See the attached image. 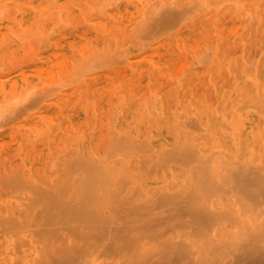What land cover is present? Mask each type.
<instances>
[{
	"label": "bare ground",
	"instance_id": "obj_1",
	"mask_svg": "<svg viewBox=\"0 0 264 264\" xmlns=\"http://www.w3.org/2000/svg\"><path fill=\"white\" fill-rule=\"evenodd\" d=\"M157 1L164 3L103 0L102 13L92 20L94 31L87 32L77 27V13L88 17L92 0H0V60L9 62L8 73H0V129L5 127L0 130V264L264 261V0H182L187 4L180 9L176 3L174 24L198 11L184 23L188 30L142 51L144 57L134 45H124L128 67L109 68L92 101L84 99L92 86L88 78L62 93L49 85L47 91L34 90L64 82V68L73 72V65H82V54L96 52L98 43L131 24L135 30L134 22ZM62 21L72 25L61 30ZM58 29L60 34L48 39L50 49L37 51V62L29 60L17 72L13 61L19 51L32 54L37 40L43 44ZM214 32L216 57L210 53L215 60L205 71L226 76L224 83L214 76L203 81L194 74L193 59L184 54L178 64L172 54L175 44L181 53L199 52ZM228 36L242 40L248 52L226 55ZM252 40L258 42V57L250 53ZM114 98L116 109L109 115ZM73 107L86 113L87 127L62 158L61 139L71 143L78 136L73 133L80 112ZM12 114L22 121L7 127ZM109 117L118 125L113 145L102 149L97 137ZM13 150L21 156L14 158Z\"/></svg>",
	"mask_w": 264,
	"mask_h": 264
},
{
	"label": "rangeland",
	"instance_id": "obj_2",
	"mask_svg": "<svg viewBox=\"0 0 264 264\" xmlns=\"http://www.w3.org/2000/svg\"><path fill=\"white\" fill-rule=\"evenodd\" d=\"M93 2H91V7L93 8V9H91L90 8V11L91 12H89V14H87V16L88 17H85V19H84V15L80 12V13H77V21H79V22H81L82 24H80L79 22H76V25H77V27L79 28V29H81V30H83V31H89V32H93L94 31V23H93V21L94 20H96V18H98L99 17V15H100V13H102V9H104V7H103V0H92ZM102 1V2H101ZM173 1H176V0H173ZM173 1H171V0H169V1H164L163 0V2L164 3H161L160 1H157V2H155L154 4H153V6L151 7V9L148 11V13L146 14V15H144V16H141L140 18H139V21L138 22H134V24L135 25H137V27H135L136 29L134 30L132 27L134 26V25H129V26H127V27H125L124 29H122L117 35L120 37H118L117 35L116 36H114V37H112L111 39L110 38H108V39H105V41H104V43H102V44H100V43H98L97 45V48L98 49H100V50H102V51H99L98 49H96V52H98L97 54H96V52L94 51L92 54L94 55V53L96 54L95 55V57L93 58V56H92V54H91V52H90V50L88 51V53H90V54H88V53H86V54H84V55H88V56H84L83 54H82V57H81V59H82V61H83V63H82V65L80 64L81 62H78L76 65H81L82 66V68H80V67H76V65L74 66L73 65V67H75V70L73 71V72H71V71H69V67L67 68H64L63 70H62V72H64L63 74H64V82H62V83H59V82H57V83H54V81H49L48 83H44L43 85H45L46 84V86H42V88H41V86H36L35 87V89L34 90H36V91H38L37 92V94L38 93H40V92H42V91H44V90H48L50 87H52V88H55L56 89V91H58V90H60L59 92H66V91H68V90H70V89H72V90H74L75 88H76V86H78V85H82V84H84V82L86 81V78H88V79H90V80H92L91 81V87H88V88H86V90H85V93H84V99L85 100H87V101H92L93 99H94V96H95V88H96V86H98V84L100 85L102 82H105L106 81V73L109 71V68H110V70H112V68L113 67H115V66H121V65H126V67H128V61H127V55H129V54H127V53H129V51H127L126 52V54H123V48H125V46H130V45H134V49H136L135 51H138V53L141 55L144 51H145V53L146 52H148V51H151L152 50V48H154V47H156V44H159L161 41H163V40H167L168 38H170V37H173V36H175L176 35V33L177 32H180L181 30L182 31H187L188 29L187 28H184V23L186 22V21H190V19L192 20L193 19V17H196V16H198V11L196 12V11H194V12H192V10H190V12L185 16H183L184 17V20H183V22L182 23H178V22H176V24H174L173 22H172V20L173 19H175V18H173V14H174V10H177V8H182L183 6H181L180 4H182V5H184L185 6V4H187V3H183L182 2V0H177L176 2H173ZM101 2V3H100ZM168 3L169 2V4H166V3ZM171 2V3H170ZM180 2H182V3H180ZM161 4V7H160V4ZM174 3V4H173ZM177 3V4H176ZM162 4H164V6H162ZM166 4V5H165ZM173 6H172V5ZM175 4H176V6H178V4H179V6H181V7H177V8H175L176 6H175ZM168 5V6H167ZM170 5V6H169ZM157 8H156V7ZM165 6H166V8H165ZM96 7V8H95ZM99 7V8H98ZM168 7V8H167ZM98 8V9H97ZM154 9H155V11H154ZM173 9V10H172ZM168 10V11H167ZM158 11V12H157ZM164 11H166V13L164 12ZM169 11H172L171 13H169ZM167 12H168V14H167ZM153 13H154V15H153ZM163 15H162V14ZM96 14V15H95ZM64 15V14H63ZM62 15V16H63ZM156 15H158V16H156ZM159 15H161L160 16V18H159ZM165 15V16H164ZM172 16V18H171V16ZM191 15V16H190ZM56 16V15H55ZM80 16V17H79ZM98 16V17H97ZM153 16V17H152ZM145 17H146V19H145ZM159 18V20L158 19H156V18ZM163 17L165 18V20H166V22H169L170 24H167L166 23V25H165V22H164V20H162L163 19ZM185 17H187V18H185ZM78 18H79V20H78ZM142 18H144L143 20L145 21V25H147V24H149L148 26H145V25H143L142 26V24H143V20H142ZM150 18V19H149ZM162 18V19H161ZM170 18V19H169ZM156 21H155V20ZM161 19V20H160ZM172 19V20H171ZM84 20V21H83ZM93 20V21H92ZM88 21V22H87ZM90 21H92V22H90ZM147 21V22H146ZM162 21V22H161ZM171 21V22H170ZM152 22V23H151ZM155 24H157V25H155ZM90 23V24H89ZM140 25H139V24ZM142 23V24H141ZM159 23V24H158ZM172 23V24H171ZM177 23L179 24V25H177ZM62 24H63V21H62ZM163 24V25H162ZM72 24L70 23V24H68V22H67V24H66V22L64 21V24L62 25L63 26V28L61 27L60 29L61 30H63L64 28H65V26H71ZM160 25H162V26H160ZM175 25V26H174ZM177 25V26H176ZM89 26V27H88ZM153 26H155V28L153 27ZM166 26V27H165ZM173 26V27H172ZM179 26V27H178ZM181 26V27H180ZM88 27V28H87ZM142 27V28H141ZM145 27H147V28H145ZM160 27V28H159ZM164 27V28H163ZM200 26H198V29H200L199 28ZM132 28V30L130 31V29ZM145 28V29H144ZM159 28V29H158ZM174 28H176V29H174ZM182 28V29H181ZM54 29V28H53ZM60 29H58V30H55L54 31V33H50L49 35V37H47V40L45 39L44 41V43L42 44L40 41L41 40H37L36 42H35V44L37 45H39V47H36V48H38V49H35V52H33L32 54H30V55H22L23 53L21 52V51H19V55H18V57L13 61V63H16V65L14 66L15 67V70L17 71V72H21L22 70H24V69H26L27 68V66H29L30 65V63H36L37 61L36 60H38V57H35L37 54H38V52L37 51H40V50H43V48H45V49H50V43H51V40H52V38H55V37H57L60 33L58 32ZM141 29H143L144 30V32L141 30ZM168 29H172L171 31H169ZM174 29V30H173ZM179 29H180V31H179ZM137 30V31H136ZM138 30H139V32L141 33L139 36H138ZM149 30V31H148ZM166 30H168L169 32H170V34H169V32L168 31H166ZM178 30V31H177ZM122 31H124V32H122ZM128 31V32H127ZM132 31H133V33H132ZM152 31V32H151ZM165 31H166V35L164 34L163 36H161L163 33H165ZM96 32V31H95ZM136 34H135V33ZM149 32V33H148ZM162 32V33H161ZM129 33V34H128ZM146 33V34H145ZM158 33V34H157ZM215 33V34H214ZM210 37H209V39L207 40V42L205 43V45L203 44V48L204 49H202V50H200L199 52H197L196 53V51L194 52V51H190V50H188V51H185L184 53H181L182 51H180L181 50V48H180V46L179 45H177V44H175L174 45V47H173V55H174V53H175V56L176 57H179V61H178V64L179 63H181V61L184 59V57L186 56V54H187V57H185L186 59H193L194 61V65H193V67H195V70H194V74L195 75H197V76H200L201 78H202V80L204 81L205 79H210V78H212L213 76L215 77H213L214 79H216L217 80V82L218 83H220L221 81L224 83V82H227V81H229L227 78H226V76H224V75H220V74H218V73H215L213 76H212V74L209 72V71H205V68L207 69L208 67H209V65H211V63L215 60V58L214 57H216V54H214L215 53V51H216V39H217V33L216 32H214ZM53 34V35H52ZM125 36H124V35ZM130 34H132V35H130ZM135 34V35H134ZM145 34V35H144ZM152 34V35H151ZM76 35V33L73 35V37ZM135 37H134V36ZM148 35V36H147ZM216 35V36H215ZM123 36V37H122ZM130 36H133L132 37V39H131V37ZM138 36V37H137ZM142 36V37H141ZM148 38H147V37ZM151 36V37H150ZM153 36V37H152ZM155 36V37H154ZM165 36V37H164ZM122 37V38H121ZM150 37V38H149ZM134 38V39H133ZM153 38H154V40H153ZM229 40H228V42H230V43H227V45H226V51H225V54L226 55H229L230 57H234V56H237L238 54H242L246 49L244 48L246 45L244 44V42L242 41V40H238L237 42H234L229 36L227 37ZM48 39H51V40H48ZM112 39H116V41L114 42V40L112 41ZM122 39V40H121ZM129 39H131V41L129 40ZM145 39H147V40H145ZM119 40V41H118ZM123 41V42H121V41ZM136 40V41H135ZM138 40V41H137ZM144 40V41H143ZM150 40V41H149ZM48 41V42H47ZM129 42V44L127 43V42ZM132 41H134V42H132ZM147 41V42H146ZM152 41V42H151ZM156 43H155V42ZM39 42V43H38ZM113 42V43H112ZM118 42V43H117ZM123 43V45L121 44V43ZM255 42H257L256 40H252L251 41V44L249 45V47L250 48H252V52H250L251 53V55L253 54V55H257L256 57H258L259 56V52H257V50H258V42L255 44ZM120 43V44H119ZM132 43V44H131ZM136 43V44H135ZM137 43H138V45H142V46H137ZM147 43H149V44H147ZM153 43H155V44H153ZM104 44V45H103ZM108 44H110V46L108 45ZM118 44V45H117ZM127 44V45H126ZM143 44H145V45H143ZM233 44V45H232ZM236 44V45H235ZM45 45V46H44ZM48 45V46H47ZM109 47H111V49L109 50V52H107V50H108V46ZM113 47H112V46ZM116 45L117 46H119V48H120V50H119V48H116ZM120 45H122V46H120ZM125 45V46H124ZM146 45H148V46H146ZM151 45H153V46H151ZM214 47H212V46ZM242 45V46H241ZM252 45V46H251ZM47 46V47H46ZM102 46H104V49H103V47ZM107 46V47H106ZM124 46V47H123ZM234 46V47H233ZM116 49H115V48ZM123 47V48H122ZM208 47H210L211 48V50H210V48H209V50H207V48ZM144 48V50H142ZM164 47H162L161 49H163ZM176 48V49H175ZM235 50H234V49ZM256 48V49H255ZM106 49V50H105ZM123 49V50H122ZM140 49V50H139ZM228 49V50H227ZM65 50L66 51H69L70 50V46L69 45H65ZM112 50V51H111ZM115 50V51H114ZM164 50H165V48H164ZM230 50V51H229ZM93 51V50H92ZM105 51V52H104ZM114 51V52H113ZM119 51V52H118ZM143 51V52H142ZM176 51V52H175ZM201 51H203L202 53H201V55H203V56H201L199 53L201 52ZM232 51V52H231ZM115 52H118V53H115ZM191 52L193 53V54H191ZM239 52V53H238ZM246 52H248L247 50H246ZM103 53V54H102ZM109 53V55H108V57H106L108 60H106V58L104 57L103 58V56L104 55H106V54H108ZM113 53H114V55H113ZM145 53L144 54H142L141 55V57H144V55H145ZM177 53H180V54H183V55H177ZM195 53V54H194ZM213 55L214 54V57L211 55V54ZM111 54V55H110ZM119 54V55H118ZM121 54H123V55H121ZM184 54H185V56H184ZM199 54V55H198ZM99 55V56H98ZM126 55V56H125ZM207 55H211V56H207ZM81 56V55H80ZM84 56V57H83ZM92 56V57H91ZM110 56H112V57H110ZM116 56V57H115ZM119 56V57H118ZM198 56V57H197ZM200 56V57H199ZM205 56H207V57H205ZM34 57H35V59H34ZM87 57V58H86ZM98 57V58H97ZM125 57V58H124ZM197 57V58H196ZM206 58V59H203V58ZM210 59H209V58ZM31 58V59H30ZM112 58V59H111ZM121 58V59H120ZM124 58V59H123ZM199 58V59H198ZM208 58V59H207ZM90 59V60H89ZM95 59V60H94ZM101 59V60H100ZM110 59H111V61H110ZM180 59H182V60H180ZM212 59V60H211ZM29 60H31V62L30 63H28L27 64V62L29 61ZM98 60V61H97ZM103 60H105V61H103ZM115 60V61H114ZM185 60V59H184ZM201 60H204V62L202 61L201 62ZM209 60V61H208ZM24 61V62H23ZM26 61V62H25ZM81 61V60H80ZM86 61V62H85ZM95 61V62H94ZM117 61V62H116ZM122 61L124 62V63H122ZM198 61V62H197ZM4 62H5V60L4 59H2V60H0V73L1 74H3V75H5V74H7L8 73V66H9V62H7L6 61V63H8V64H4ZM23 62V63H22ZM87 62H88V64H87ZM110 62V63H109ZM113 62V63H112ZM184 62V61H183ZM211 62V63H210ZM98 64V67H97V64ZM205 65H204V64ZM210 63V64H209ZM3 64H4V66H3ZM86 64V65H85ZM101 64V65H100ZM105 64H106V66H105ZM109 64H111V65H109ZM115 64V65H114ZM209 64V65H208ZM18 65V66H17ZM84 65V66H83ZM95 65H96V67H95ZM102 65H103V68L101 69V67H102ZM200 65V66H199ZM207 65V66H206ZM5 66H6V68H5ZM17 66V67H16ZM88 66H90V68L88 67ZM108 66V67H107ZM113 66V67H112ZM88 67V68H87ZM96 68L95 70L94 69H92V68ZM86 68V69H85ZM3 69H5V70H3ZM85 70H86V72H85ZM4 71H5V74H4ZM204 71V72H203ZM75 72V73H74ZM85 72V73H84ZM88 72H90V73H88ZM99 72V73H98ZM100 72H101V74H100ZM104 72V73H103ZM202 72V73H201ZM70 73V74H69ZM74 73V74H73ZM87 73V74H86ZM93 73V74H92ZM200 73V74H199ZM205 73V74H204ZM84 74V75H86L85 77H84V75H83V77H82V75ZM98 74V75H97ZM199 74V75H198ZM204 74V75H203ZM72 75V76H71ZM94 77H93V76ZM104 77H102V76ZM69 76H71V77H69ZM74 76V77H73ZM92 76V77H91ZM80 77H82V78H80ZM96 77H97V79H96ZM100 77H101V79H100ZM72 78H73V80H72ZM225 78V79H224ZM80 79V81H78ZM85 79V80H84ZM99 79V80H98ZM105 79V80H104ZM227 79V80H226ZM70 81V82H66V81ZM95 81V82H94ZM102 81V82H101ZM147 80H144V82H146ZM73 82V83H72ZM94 82V83H93ZM50 83H52L53 85H51ZM96 83V84H95ZM55 84L57 85V87L55 86ZM50 87H49V86ZM64 85L65 86H67V87H64ZM94 85V86H93ZM63 86V87H62ZM75 86V87H74ZM38 87V88H37ZM60 87H62V88H60ZM59 88V89H58ZM89 88H90V90H89ZM42 90V91H41ZM92 90V91H91ZM210 90H213V88H211ZM89 91V92H88ZM61 92V93H62ZM213 92V91H212ZM77 92H74V91H72V93H70L71 94V96L73 97V99L75 100L76 99V96H77V94H76ZM36 94V92H35V95H37ZM86 94H87V96L89 97H87L86 96ZM34 95V94H33ZM75 97V98H74ZM155 98V97H154ZM92 99V100H91ZM115 98L112 100V101H110V109H109V115H112V113L115 111V109H116V103H115ZM115 104V106H114V104ZM73 109H76V110H78L79 112H80V118H79V124L78 125H80L79 126V129L77 130V131H75L73 134L75 135V136H77V137H74L73 139H72V141L73 142H68V141H66V140H64V139H61L62 141H60V148H61V150H62V152H61V154H62V158H64L65 157V155H66V153L68 154V152H69V148H72V147H75L76 145V143L78 142V137H81V135H82V133H78V132H81V130H84L85 129V126L87 127V125H86V123H85V121L87 122V120H88V118H87V115H85L86 113L84 112V111H81L82 109H79V108H75V107H73ZM71 110V109H70ZM31 116L33 115V116H35V114H37V110L36 109H34V111L33 110H31ZM30 113V112H29ZM85 113V114H84ZM11 116H13L14 118H13V122H11V123H9L8 124V126L7 127H10V126H17V125H19L20 123L19 122H21L22 121V119H19V118H17L16 119V117L17 116H14L13 114L11 115ZM86 116V117H85ZM11 119V118H10ZM19 119V120H18ZM110 119V120H109ZM109 119L107 118V119H104V121L105 122H103V124H101V126H103V127H101L100 126V128H101V131H102V134H101V136L103 137V140H104V142H102L103 140H102V137H97L98 138V141H99V143H100V146L102 147V149H106V146L107 147H109L108 145L111 143V145L110 146H112L113 145V140H114V136H115V131L113 132V130H115V126L116 125H118V123H116V119H112V117H109ZM15 120H17V121H15ZM81 120H83V121H81ZM107 120H109V121H112V122H108ZM15 121V122H14ZM108 123H107V122ZM17 125H16V124ZM109 123H111L112 125H110ZM114 123H116V124H114ZM11 124V125H10ZM109 124V129H108V125ZM105 126H107V128L105 127ZM112 126H114L113 127V129L111 128ZM5 128V127H4ZM4 128H1L0 130H3ZM81 129V130H80ZM89 129H91V127H89ZM110 129H112V130H110ZM24 129L23 128H21V131H23ZM111 132H110V131ZM105 131V132H104ZM109 131V132H108ZM103 132L105 133V134H103ZM78 133V134H77ZM108 133H110V134H114V135H108L109 137H113L112 139L111 138H109V137H107L106 135ZM72 134V135H73ZM104 136H106L105 138H104ZM101 138V139H100ZM70 141H71V139H69ZM75 140V141H74ZM111 140V141H110ZM67 143V144H66ZM102 143V144H101ZM105 143H106V146L104 147V145H105ZM56 146L55 147H57L58 145L57 144H55ZM63 145V146H62ZM65 146H67V147H65ZM62 148H64V149H62ZM13 152L15 153L16 151L15 150H13ZM17 153V154H16ZM15 154H14V158H18V157H20L21 156V154L19 153V152H16ZM61 154H59V156L61 155ZM156 259H159V258H157V256L155 257ZM247 258V259H246ZM250 257H245V258H243V259H240V261H237V263L238 264H245L244 262H248L250 259H251V261H252V258H250ZM245 259V260H244ZM241 260H242V262H241ZM258 262L257 263H260V264H263V262L264 261H259V260H257ZM160 262V261H159ZM232 263H234L235 264V261H232ZM255 264H256V262H255Z\"/></svg>",
	"mask_w": 264,
	"mask_h": 264
}]
</instances>
